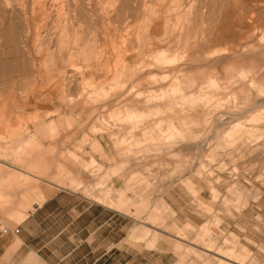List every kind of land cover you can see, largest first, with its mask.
<instances>
[{
	"label": "rangeland",
	"instance_id": "rangeland-1",
	"mask_svg": "<svg viewBox=\"0 0 264 264\" xmlns=\"http://www.w3.org/2000/svg\"><path fill=\"white\" fill-rule=\"evenodd\" d=\"M100 1L61 4L77 42L89 43L85 59L72 38L69 45H57L58 1L0 0V62L19 68L10 57L17 51L28 69L0 75V232L15 233L33 203L56 193L61 200L53 230L68 224L70 234L76 211L71 216L65 211L77 195L83 198L80 211L91 201L121 215L119 224L111 222V243H94L95 257L107 251L99 264H218L213 252L227 249L230 236L248 252L245 264H264V0H191L189 21L178 33L159 35L158 45L148 37L138 42L136 32L148 6L149 24L172 22L170 0H148L144 6L142 0ZM127 62L137 67L129 78L120 73ZM203 84L212 88L202 92ZM46 94L53 102L43 101ZM23 95L42 105L24 114ZM133 101L136 116L113 114ZM35 113L44 115V134H33ZM184 115L189 117L181 136L167 128L159 132V125ZM130 121L132 128L124 124ZM146 126L154 129V139L144 133ZM188 141L192 148L173 146ZM199 143L198 150L192 146ZM238 143L254 152L240 151ZM119 201L129 203L121 207ZM155 205L159 209L147 218L145 210ZM142 222L153 226L144 234ZM200 226L207 229L212 252L188 251L180 259L178 243L166 234L181 228L185 240L196 242ZM65 233L57 238L63 244L55 245L53 259L72 245ZM70 260L68 255L64 261Z\"/></svg>",
	"mask_w": 264,
	"mask_h": 264
},
{
	"label": "crops",
	"instance_id": "crops-1",
	"mask_svg": "<svg viewBox=\"0 0 264 264\" xmlns=\"http://www.w3.org/2000/svg\"><path fill=\"white\" fill-rule=\"evenodd\" d=\"M14 59L18 62L19 68H14L13 70H10L8 69L9 67L6 68L7 65L1 63L5 65V67L0 65V73H5L0 75L4 76V78H7L8 74L11 73V71L15 72L20 69L24 72V74H27L28 69L25 67V61L20 63L21 59ZM136 69V65L127 62L120 69V73L129 78L136 73ZM4 83H6V81ZM57 92L58 91H56V93ZM29 98V95H23L20 99L21 106L19 107L21 108V111L24 112V114L26 109L40 108V106L42 105L41 103L43 101L45 103L50 101L53 102V96H50L48 94L45 95L43 101L39 99V101L31 102ZM137 105L138 104L133 101L131 104H127L125 107L120 109V111L114 112L113 114L116 115L118 113H130L131 115L133 114L134 116H136L137 109L135 107ZM165 105L166 104H163L161 108H163ZM173 113H176L175 108L173 109ZM186 116L189 117V115H184V117H180V119H170L168 121V124H166L164 128H161L159 125V132L167 128L169 132L173 135L181 136V130L184 128V126L182 127L181 125H184L186 123L184 120ZM43 117V114L38 113L35 115V118H38V120L36 121L35 128L33 129V134H44L45 131L41 127ZM67 120L68 124H70L71 120L69 118ZM82 122L86 123L84 119H82ZM134 122L135 121H130L124 124H127L128 128H132L134 126ZM115 124L116 122L114 123V125ZM98 126L99 123H96L94 127L98 128ZM103 129L105 130V128ZM153 131L154 129L148 126L144 133H148L150 137L154 139L155 137L152 136ZM28 134L29 132L24 133L23 136H27ZM156 140L158 141V139ZM190 145L191 142L188 141L181 142L173 146H182L183 149L189 148ZM192 146L196 148L195 145ZM19 147L22 146L19 145ZM201 147H203V143L197 146V149H200ZM224 151L225 150L222 149L220 152ZM7 165L11 168H17L16 166L10 163H7ZM184 184L190 191L192 190V182L189 178L185 179ZM60 198L61 197H57V194L54 193L39 205L33 203L35 205L33 211L29 212L25 216V218L19 223V225L17 226V232H0V264H99L98 262H100V257H104L107 251H104L99 256L95 257L94 252L96 248L94 247V243L96 242V240L99 241L98 246L101 244L105 245L106 243L107 245H109L111 243V222L118 221L119 224L121 220V215L116 212L112 213L110 212V210L105 209L100 204L91 201H87V206L84 207L82 211H80V203L82 202L80 201V199L83 198L75 195L74 198L78 199V201H76V204L71 206L65 212L70 214L71 216V214L76 211V217L70 222L71 224L74 223L76 226L73 228L70 234H67L70 230L68 228V224L61 226L60 230H58V232H55L53 230V227L57 221L58 211H60L59 206L57 204L59 200H61ZM128 203V201H119L118 205L123 207L127 206ZM113 206L114 204H110V207ZM142 208H146V205L144 203H142ZM156 208L159 209V207L155 205L153 208L145 210L147 213V218L152 216V213L155 212ZM82 214H85L86 219H84V217H81ZM142 225L144 228L140 229L139 231L143 234L146 233L148 229L153 227L149 224H146L145 222H142ZM62 233H65L64 235L67 237L66 242L71 243L72 245L68 246L65 251L60 252L59 256L56 257V259H53L51 255H53L54 252L56 254L58 250L55 245L59 242V246L61 247V245L63 244V240H57V238H60ZM166 235L174 239L178 243L175 244V246L178 249V251L176 252L180 255V259L184 256V252L188 253V251L197 253L198 256L201 254L200 252H212V243L211 240L207 237V229H205L204 226H200L199 232H197L196 235V242L185 240V233L184 230L181 228H178V230L174 233H167ZM121 239L122 238L120 237L118 240L115 241L119 243ZM198 240L201 241L202 246H199L197 244ZM183 241H186L187 243ZM227 242L230 245L227 249L224 250L220 247H217L216 251L213 252V255H215V257L218 259V264H245V261L248 257V252L238 247L237 241L233 238V236L227 238ZM85 244L87 245L86 249L84 248ZM180 244H183L184 246L182 248L178 247V245ZM83 253H85V255L80 256ZM68 255L71 257L69 263H67V261H64ZM86 255L87 257H85ZM102 264H104V261Z\"/></svg>",
	"mask_w": 264,
	"mask_h": 264
},
{
	"label": "bare ground",
	"instance_id": "bare-ground-1",
	"mask_svg": "<svg viewBox=\"0 0 264 264\" xmlns=\"http://www.w3.org/2000/svg\"><path fill=\"white\" fill-rule=\"evenodd\" d=\"M2 1H4V0H2ZM11 1V0H10ZM17 1V0H16ZM19 1V0H18ZM23 1V0H22ZM53 1H55V2H53L54 3V5H55V3L58 1V6H60L59 8H57V9H55V12H54V14L56 13V16L59 18V23L60 22H62V24H60V26L58 27L59 29H58V34H57V40H58V47H63V46H66V44H70L69 42L71 41V38H72V41H74V43L75 44H77V43H79V44H77V45H79V49H78V53H80L81 54V56L83 57V58H87V56H88V52H89V49H90V46H89V43H88V41H83V42H77V40H76V34H75V32H72L70 29H69V25H68V19H67V17H65V15H64V13L62 12V9H61V4L63 3V0H53ZM67 1V0H66ZM70 1V0H69ZM97 1V0H96ZM98 1H100V0H98ZM113 1V0H112ZM116 1H118V0H116ZM122 1V0H121ZM125 2H126V0H124ZM138 1V0H137ZM153 1V0H152ZM159 1H161V0H159ZM36 2V1H35ZM73 2V1H72ZM78 2V1H77ZM79 2H82V1H79ZM83 2H85V1H83ZM101 2V1H100ZM102 2H103V0H102ZM115 2V1H114ZM128 2H130V0L128 1ZM133 2H136L135 0L133 1ZM139 2V1H138ZM148 2V0H142V6H144V4H146ZM169 2V1H168ZM167 2V3H168ZM212 2H213V0H212ZM13 3H15V1L13 2ZM12 2L10 3L11 5L13 4ZM18 3V2H17ZM23 3V2H22ZM64 3H65V1H64ZM68 3V2H67ZM76 3V2H75ZM104 3V2H103ZM102 3V4H103ZM110 3H111V1H110ZM118 3V2H117ZM119 3H121L120 1H119ZM131 3H132V0H131ZM139 3H141V2H139ZM152 3V2H151ZM158 3V2H157ZM162 3V2H161ZM164 3V2H163ZM166 3V4H167ZM43 4H45V2H43ZM71 4V3H70ZM81 4V3H80ZM108 4V3H107ZM112 4V3H111ZM110 4V6H112ZM150 4V3H149ZM184 6H183V5ZM205 4V3H204ZM210 4H211V0H210ZM19 5H20V3H19ZM57 5V4H56ZM76 5V4H75ZM90 5V4H89ZM124 5V4H123ZM127 5H128V3H127ZM133 4H131V6H132ZM148 5V4H147ZM202 5V4H201ZM257 5V4H256ZM43 6V5H42ZM85 6V5H84ZM100 6H101V4H100ZM99 6V7H100ZM107 6H109V5H107ZM129 6H130V4H129ZM128 6V7H129ZM130 6V7H131ZM137 6V5H136ZM139 6V5H138ZM151 6V5H150ZM154 6H156V5H154ZM154 6H153V8H154ZM183 6V7H182ZM192 6V1L191 0H170V2H169V5H168V10H169V12L170 11H172L173 13H174V19H172L173 21L171 22V21H169L170 23H168L167 21H165V23L163 24V25H159V23L158 22H155L154 24H149V15L150 14H148V11H149V6L148 7H146V12L144 13V15L143 16H141L142 18H141V21H140V24H139V27H138V30H137V32H136V35L138 36V37H136L138 40V42H139V40L140 41H143V39H145V38H149V40H153L154 42H156V44L158 45L159 44V42L161 41L160 40V37H159V35L160 36H164V35H167V33H168V31L170 30V31H173L174 32V30L177 32V31H181L182 29H183V27L186 25V23L189 21H187V19H188V14H189V9H190V7ZM194 6V5H193ZM197 6V5H196ZM14 7V6H13ZM44 7V6H43ZM50 7V6H49ZM53 7V6H52ZM65 7V6H64ZM67 8H68V6H66ZM82 7V6H81ZM124 7H127L126 5L124 6ZM127 7V8H128ZM129 7V8H130ZM152 7V6H151ZM167 7V6H166ZM181 7V8H180ZM211 7H213V6H211ZM258 7V6H257ZM8 8V7H7ZM42 8V7H41ZM76 8V7H75ZM79 10H80V8L79 7H77ZM107 8V7H106ZM127 8H126V10H127ZM133 8H134V5H133ZM142 8V7H141ZM156 8H157V6H156ZM194 8V7H193ZM209 8V7H208ZM5 9V8H4ZM11 9V8H10ZM46 9V8H45ZM48 9V8H47ZM104 9V8H103ZM121 9V8H120ZM124 9V8H123ZM122 9V10H123ZM131 9H132V7H131ZM138 9V8H137ZM143 9V8H142ZM164 9H166V8H164ZM192 9V8H191ZM12 10V9H11ZM10 10V11H11ZM39 10V9H38ZM44 10V9H43ZM71 10V9H70ZM74 10V9H73ZM102 10V9H101ZM156 10H158V9H156ZM160 10V9H159ZM211 10V9H210ZM7 11H9V10H7ZM42 11V10H41ZM66 11H68V10H66ZM65 11V12H66ZM75 11V10H74ZM86 11V10H85ZM143 11V10H142ZM150 11H151V9H150ZM167 11V10H166ZM12 12V11H11ZM10 12V14H13V13H11ZM51 12V11H50ZM73 12V11H72ZM72 12L70 13V14H72ZM76 12H77V10H76ZM81 12V11H80ZM165 12V11H164ZM191 12V11H190ZM205 12V11H204ZM126 12H124V14H125ZM213 12L211 11V14H212ZM3 14V13H2ZM80 14V13H79ZM129 14V13H128ZM127 14V15H128ZM165 14H166V12H165ZM164 14V15H165ZM211 14H210V16H211ZM48 15V14H47ZM74 15V14H73ZM131 15V14H130ZM156 15V14H155ZM213 15V14H212ZM5 16V15H4ZM8 16H9V13H8ZM12 16V15H11ZM16 16V15H15ZM77 16H79L78 15V12H77ZM159 16V15H158ZM161 16V15H160ZM167 16V15H166ZM165 16V17H166ZM170 16V15H169ZM25 17V16H24ZM150 17H152V16H150ZM164 17V18H165ZM4 18V17H3ZM56 18V17H55ZM54 18V19H55ZM72 19H73V17H72ZM151 19V18H150ZM170 19H171V17H170ZM169 19V20H170ZM56 20V19H55ZM69 20H71V18L69 19ZM86 20V19H85ZM67 21V22H66ZM133 21V20H132ZM187 21V22H186ZM194 21V20H193ZM200 21V20H199ZM10 22H11V20H10ZM56 22V21H55ZM70 23V22H69ZM153 23V22H152ZM190 23V22H189ZM11 24V23H10ZM25 24V23H24ZM8 25V24H7ZM58 25V24H57ZM71 25V24H70ZM151 25V26H150ZM11 26V25H10ZM159 27H161V31L160 32H156V29H158ZM8 28V27H7ZM222 28V27H221ZM185 29V28H184ZM9 30V29H8ZM55 31V30H54ZM78 31V30H77ZM186 31V30H185ZM188 31V30H187ZM12 32V31H11ZM25 32V31H24ZM78 33V32H77ZM156 33H158V35H155ZM175 33V32H174ZM173 33V34H174ZM178 33V32H177ZM9 34V33H8ZM13 34V33H12ZM55 34V33H54ZM173 34L171 35V36H173ZM185 34V33H184ZM222 34V33H221ZM2 35V34H1ZM176 35V34H175ZM180 35V34H179ZM192 35V34H191ZM224 35V34H223ZM222 35V36H223ZM215 36V35H214ZM10 37V36H9ZM24 37V36H23ZM158 37H159V42H158ZM16 38V37H15ZM175 38V37H174ZM12 39V38H11ZM165 39H167V38H165ZM15 40V39H14ZM24 40V39H23ZM56 40V41H57ZM216 40H217V38H216ZM7 41V40H6ZM162 41H163V39H162ZM178 41V40H177ZM183 41V40H182ZM179 42V41H178ZM177 42V43H178ZM190 42V41H189ZM142 43V42H141ZM175 43V42H174ZM176 44V43H175ZM182 44V43H181ZM192 44V43H191ZM179 45V44H178ZM143 46H144V44H143ZM174 47H175V45H174ZM187 47V46H186ZM181 48V47H180ZM202 48V47H201ZM65 49H66V47H65ZM160 49H162V48H160V47H158V48H156L155 50H153V51H150V52H159V50ZM164 49V48H163ZM178 49H179V47H178ZM184 49H186V48H184ZM183 49V50H184ZM37 50V49H36ZM58 50V49H57ZM60 50V49H59ZM139 50V49H138ZM144 50V49H143ZM171 50V49H170ZM170 50H168V51H170ZM182 50V49H181ZM182 50V51H183ZM263 50V49H262ZM67 51V50H66ZM142 51V50H141ZM261 51V50H260ZM181 52V51H180ZM179 53V52H178ZM262 54V53H261ZM22 55H23V53H21V52H15V53H13V52H10V57H14V58H16V59H21L22 58ZM70 55H75V53H71ZM179 55H180V53H179ZM154 58H155V56H154ZM154 58H153V62H154ZM188 59V58H187ZM186 59V60H187ZM191 59V58H190ZM22 60H23V58H22ZM189 61V60H188ZM16 62V61H15ZM1 63H3V62H0V65H2V66H4L5 67V65L4 64H1ZM154 64L156 65V66H158V67H162L161 65H159V64H157V63H155L154 62ZM25 65V64H24ZM42 65L43 66H46V63H44V61L42 62ZM8 67V66H7ZM64 68V67H63ZM126 68V67H125ZM5 69V68H4ZM129 69V68H128ZM6 70V69H5ZM132 73V72H131ZM194 76V75H193ZM264 78V77H263ZM211 83L214 81L213 80V78L212 77H210L209 79H208ZM213 84V83H212ZM178 85V84H177ZM208 87H211L212 88V85L211 86H209V85H205V84H203V85H200V88H199V90L200 91H202V92H204V91H206L207 90V88ZM250 89V88H249ZM177 90V89H176ZM253 90V89H252ZM201 92V93H202ZM258 94V93H257ZM191 95H193V94H191ZM161 96V95H160ZM205 96V95H204ZM263 98V97H262ZM237 99V98H236ZM263 103V102H262ZM261 103V104H262ZM192 104V103H191ZM170 105V104H169ZM168 105V106H169ZM260 105V104H259ZM167 106V107H168ZM251 106V105H250ZM254 106V105H253ZM263 106V105H262ZM171 107V105L169 106V108ZM180 107V106H179ZM192 107V106H191ZM248 107V106H247ZM174 108V107H173ZM244 108V107H243ZM246 108V107H245ZM249 108V107H248ZM248 108H246V109H248ZM189 109V108H188ZM251 109V108H250ZM170 111H171V109H169ZM249 110V109H248ZM250 111V110H249ZM219 112V111H218ZM220 112H221V110H220ZM231 112V111H230ZM236 112H237V110H236ZM239 112V111H238ZM240 112H241V110H240ZM228 113V112H227ZM233 113V112H232ZM235 113V112H234ZM145 115V114H144ZM221 115H223V113L221 114ZM229 115L227 114V115H225L224 117H222V118H220V120L219 121H223L224 120V118H229L228 117ZM232 116V115H231ZM230 116V117H231ZM234 118V117H233ZM215 119H217V118H215ZM218 121V122H219ZM220 122V123H221ZM223 123V122H222ZM221 123V124H222ZM224 123H228L227 121H225ZM233 123V122H232ZM235 124V123H234ZM214 125H216V124H214ZM217 126V125H216ZM219 127V126H218ZM235 128V127H234ZM226 129V128H225ZM164 130V129H163ZM232 130V129H231ZM224 131V130H223ZM236 133V132H235ZM229 136V138H231V139H234V140H240L239 138H238V136H235V135H237V134H228ZM223 136V135H222ZM241 141V140H240ZM245 141H247V140H245ZM195 144V143H194ZM199 144H201V143H199ZM199 144H196V148H197V146H199ZM246 144V143H245ZM240 145H242V144H240V143H238V146H237V149H239L240 151H243V152H254V149H252V150H250L248 147H247V145H242V146H240ZM235 147V146H234ZM240 147V148H239ZM255 148V147H254ZM256 149V148H255ZM198 150V149H197ZM149 153V152H148ZM161 160V159H160ZM252 161V160H251ZM156 162V161H155ZM154 163V162H153ZM114 199V198H113ZM161 217V216H160ZM162 223V222H161ZM160 223V224H161ZM166 223V222H165ZM176 232V231H175ZM222 257V256H221Z\"/></svg>",
	"mask_w": 264,
	"mask_h": 264
},
{
	"label": "built area",
	"instance_id": "built-area-1",
	"mask_svg": "<svg viewBox=\"0 0 264 264\" xmlns=\"http://www.w3.org/2000/svg\"><path fill=\"white\" fill-rule=\"evenodd\" d=\"M18 230L16 229L15 232H17Z\"/></svg>",
	"mask_w": 264,
	"mask_h": 264
}]
</instances>
